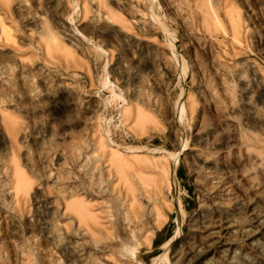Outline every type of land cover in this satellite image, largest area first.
<instances>
[{"label": "rangeland", "instance_id": "1", "mask_svg": "<svg viewBox=\"0 0 264 264\" xmlns=\"http://www.w3.org/2000/svg\"><path fill=\"white\" fill-rule=\"evenodd\" d=\"M0 21V264H264V0Z\"/></svg>", "mask_w": 264, "mask_h": 264}, {"label": "bare ground", "instance_id": "2", "mask_svg": "<svg viewBox=\"0 0 264 264\" xmlns=\"http://www.w3.org/2000/svg\"><path fill=\"white\" fill-rule=\"evenodd\" d=\"M37 1H38V0H37ZM20 9H21V8H20ZM23 11H24V10H23ZM41 16H42V15H41ZM233 21H234V20H233ZM0 22H1V21H0ZM1 23H2V22H1ZM3 27H4V26H3ZM2 29H3V28H2ZM6 30H7V29H6ZM2 32H3V31H2ZM45 35H46V34H45ZM52 37H53V36H52ZM47 43H48V41H47ZM47 54H48V53H47ZM19 72H20V71H19ZM20 77H21V76H20ZM4 83H5V82H4ZM142 120H143V119H142ZM143 121H144V120H143ZM13 124H14V123H13ZM119 163H120V162H119ZM24 177H25V176H24ZM16 185H17V184H16ZM16 192H17V191H16ZM15 198H16V197H15ZM130 208H131V206H130ZM74 210H75V209H74ZM216 211H218V210H216ZM76 212H77V211H76ZM218 215H219V214H218ZM225 215H226V214H225ZM254 215H255V211H254ZM212 216H213V215H212ZM215 216H216V215H215ZM215 216H214V217H215ZM216 217H217V216H216ZM218 217H219V216H218ZM218 217H217V218H218ZM222 217H223V216H222ZM200 218H201V217H200ZM227 218H228V217H227ZM227 218H226V219H227ZM229 218H230V217H229ZM252 218H253V217H252ZM260 219H261V218H260ZM224 220H225V218H224ZM201 221H203V222L200 223ZM219 221H220V220H219ZM221 221H222V220H221ZM231 221H232V220H231ZM231 221H230V222H231ZM252 221H253V220H252ZM197 222L200 223L201 226L207 224V223H206V220L204 221V220H201V219H200L199 221H196V223H197ZM224 222H225V221H224ZM257 222L259 223V221H257ZM198 223H197V225H199ZM218 223H219V222H218ZM227 223H228L227 225L224 224V227L226 228V229H224V230L227 231V233H228L229 228H231V223H229V222H227ZM254 224H255V223H254ZM254 224H253V225H254ZM256 224H257V223H256ZM262 225H263V224H261V226H262ZM222 226H223V225H222V223H221V225L216 226L215 228H219V230H221V228H223ZM263 226H264V225H263ZM232 227H233V226H232ZM205 228H206V226H205ZM233 228H234V227H233ZM259 228H260V227H259ZM5 229H6V228H5ZM197 230H198V229H197ZM216 232H217V231H216ZM196 235H197V234H196ZM227 235H228V234H227ZM2 236H3V235H2ZM0 239H1V238H0ZM3 239H4V238H3ZM5 241H7V240H5ZM180 254H181V253H180ZM185 254H187V253H185ZM183 255H184V254H183ZM183 257H184V256H183Z\"/></svg>", "mask_w": 264, "mask_h": 264}]
</instances>
